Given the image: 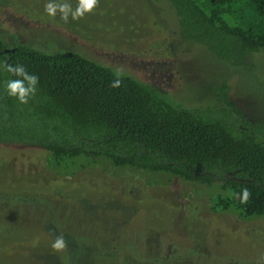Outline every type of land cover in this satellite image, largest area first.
I'll return each mask as SVG.
<instances>
[{
    "label": "rangeland",
    "instance_id": "374dc122",
    "mask_svg": "<svg viewBox=\"0 0 264 264\" xmlns=\"http://www.w3.org/2000/svg\"><path fill=\"white\" fill-rule=\"evenodd\" d=\"M47 2L0 0V44L71 51L181 104L209 102L226 81L264 125V50L242 64L217 59L182 35L166 0H99L95 13L67 23L47 15ZM215 195L214 186L93 156L56 169L37 151L0 147V264H158L150 258L159 244L177 264H264V219L215 208ZM60 234L67 248L54 252Z\"/></svg>",
    "mask_w": 264,
    "mask_h": 264
},
{
    "label": "trees",
    "instance_id": "16d2710c",
    "mask_svg": "<svg viewBox=\"0 0 264 264\" xmlns=\"http://www.w3.org/2000/svg\"><path fill=\"white\" fill-rule=\"evenodd\" d=\"M185 38L219 60L242 64L264 50V0H166ZM0 44V147L37 151L54 168L93 156L112 167L161 172L214 186V207L264 219V125L230 97L226 81L202 104H181L140 78L71 51ZM5 63L39 77L27 104L7 94L19 79ZM247 188L251 196L241 203Z\"/></svg>",
    "mask_w": 264,
    "mask_h": 264
},
{
    "label": "clouds",
    "instance_id": "9594fccd",
    "mask_svg": "<svg viewBox=\"0 0 264 264\" xmlns=\"http://www.w3.org/2000/svg\"><path fill=\"white\" fill-rule=\"evenodd\" d=\"M99 5V0H78V4L73 9L72 5L67 0H48L44 5V10L49 17L55 18L59 13L60 19L65 23L68 22L69 17L72 20H80L84 18L86 13H95ZM5 70L13 75L20 77L19 79L9 80L6 84L7 94L11 97H15L21 104H27L31 97H33L37 91V85L39 83V77L30 74L23 65H10L5 63ZM117 79L113 80L111 87L119 88L121 80L119 76L121 73H116ZM251 193L247 188L243 189L240 194L241 203H247ZM51 248L54 252H63L67 248V241L63 234L55 236Z\"/></svg>",
    "mask_w": 264,
    "mask_h": 264
},
{
    "label": "flooded vegetation",
    "instance_id": "af4514ba",
    "mask_svg": "<svg viewBox=\"0 0 264 264\" xmlns=\"http://www.w3.org/2000/svg\"><path fill=\"white\" fill-rule=\"evenodd\" d=\"M16 45H13L7 49H11L12 47H15ZM174 249L166 247L165 249H161V244L157 245L154 248L153 255L154 257H149L151 261H158V264H177V256L175 257L173 254ZM180 259V258H178ZM163 261V262H162Z\"/></svg>",
    "mask_w": 264,
    "mask_h": 264
},
{
    "label": "water",
    "instance_id": "95a60500",
    "mask_svg": "<svg viewBox=\"0 0 264 264\" xmlns=\"http://www.w3.org/2000/svg\"><path fill=\"white\" fill-rule=\"evenodd\" d=\"M6 49H4V51H5Z\"/></svg>",
    "mask_w": 264,
    "mask_h": 264
}]
</instances>
